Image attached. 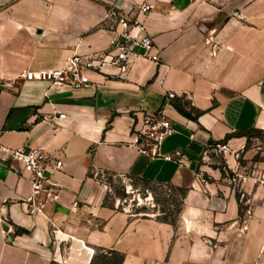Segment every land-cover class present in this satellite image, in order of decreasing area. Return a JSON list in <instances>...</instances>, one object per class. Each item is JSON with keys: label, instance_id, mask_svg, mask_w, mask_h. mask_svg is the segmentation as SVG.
<instances>
[{"label": "crops", "instance_id": "0c3cea01", "mask_svg": "<svg viewBox=\"0 0 264 264\" xmlns=\"http://www.w3.org/2000/svg\"><path fill=\"white\" fill-rule=\"evenodd\" d=\"M115 3L142 22L132 33L152 37L159 61L134 60L125 79L87 72L91 82L71 89L23 73L107 49L122 26L93 0H0V264H93L98 253L119 264H264V182L248 184L242 216L233 191L194 175L212 145L228 137L245 151V133L264 131V0ZM100 89L117 98L113 110L96 107ZM134 112L169 120L159 150L170 160L138 151ZM17 148L62 161L33 205L31 176L8 154ZM99 170L182 189L179 226L106 205Z\"/></svg>", "mask_w": 264, "mask_h": 264}, {"label": "built area", "instance_id": "2783aa9c", "mask_svg": "<svg viewBox=\"0 0 264 264\" xmlns=\"http://www.w3.org/2000/svg\"><path fill=\"white\" fill-rule=\"evenodd\" d=\"M150 8L151 5H142L140 10L145 12ZM117 25L122 26V31L118 38L113 39L109 48L83 54L73 53L56 67L28 70L23 73V78L63 84L71 89H76L91 82L87 72L105 73L119 79H125L134 60L142 59L153 63L159 61V54L152 37L146 32L142 35L132 33V29L135 27L145 31L141 21L136 18L132 20L126 16H121L117 20ZM107 67H113L116 71L113 73L104 71ZM168 96L173 97V93H168ZM173 132L171 123L160 112L154 114L134 112L132 134L136 137L135 143L140 153L148 155L150 158L163 157L170 160L171 156L161 155L159 148L163 139ZM228 147V142L224 145L216 143L210 147V150L220 152ZM8 154L10 157L21 161L24 165V171L31 176L32 195L26 199V202L33 205L34 197L39 193H45L46 198H48L51 182L47 172L60 170L62 161L51 158L49 154L39 148L28 151L23 148L8 149ZM175 154L178 155L177 152ZM197 177L200 178V181L205 182L202 176L197 175ZM235 180L236 178L233 177L229 182L232 183ZM243 180L245 181V179ZM240 181L241 179H238V183ZM247 212L249 213V210ZM28 213L32 214L33 209H28Z\"/></svg>", "mask_w": 264, "mask_h": 264}, {"label": "rangeland", "instance_id": "374dc122", "mask_svg": "<svg viewBox=\"0 0 264 264\" xmlns=\"http://www.w3.org/2000/svg\"><path fill=\"white\" fill-rule=\"evenodd\" d=\"M93 1L106 9L111 18L107 19L111 23L116 22L121 16H125L124 12L116 5L115 0ZM238 134L232 133L231 136H238ZM245 134L247 138L245 151H236V148H232V146L220 152L206 150L194 169L195 177L199 181L200 178L197 175L202 176L205 181L218 180L233 191L239 200L242 216L250 215L253 205L252 201L248 199V195L251 193L250 190H247L248 184L259 185L264 182L258 166H256L257 162H264V131L252 129ZM227 142L228 137L218 143L224 145ZM248 153H251L250 156H246ZM232 160L234 161L233 165H231ZM213 173H218V175L215 176ZM95 175L106 185L107 194L104 199L106 205H117L134 214L154 215L160 220L171 222L176 227L179 226L184 194L182 189L123 176L108 170L95 171ZM233 177L236 180L230 183L229 181ZM238 179H241L240 183H238ZM240 231H245V226L240 227ZM119 262L118 254L98 253L93 264H119Z\"/></svg>", "mask_w": 264, "mask_h": 264}, {"label": "water", "instance_id": "95a60500", "mask_svg": "<svg viewBox=\"0 0 264 264\" xmlns=\"http://www.w3.org/2000/svg\"><path fill=\"white\" fill-rule=\"evenodd\" d=\"M117 103V98L115 96H106L103 90H98L96 94V107L99 109L110 108L114 109Z\"/></svg>", "mask_w": 264, "mask_h": 264}, {"label": "trees", "instance_id": "16d2710c", "mask_svg": "<svg viewBox=\"0 0 264 264\" xmlns=\"http://www.w3.org/2000/svg\"><path fill=\"white\" fill-rule=\"evenodd\" d=\"M166 221V220H165Z\"/></svg>", "mask_w": 264, "mask_h": 264}]
</instances>
